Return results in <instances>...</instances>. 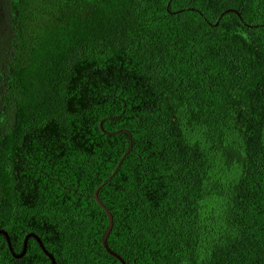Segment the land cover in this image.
Returning a JSON list of instances; mask_svg holds the SVG:
<instances>
[{
	"label": "trees",
	"instance_id": "trees-1",
	"mask_svg": "<svg viewBox=\"0 0 264 264\" xmlns=\"http://www.w3.org/2000/svg\"><path fill=\"white\" fill-rule=\"evenodd\" d=\"M98 187L125 264H264V0H0L12 251L121 264Z\"/></svg>",
	"mask_w": 264,
	"mask_h": 264
},
{
	"label": "water",
	"instance_id": "water-1",
	"mask_svg": "<svg viewBox=\"0 0 264 264\" xmlns=\"http://www.w3.org/2000/svg\"><path fill=\"white\" fill-rule=\"evenodd\" d=\"M226 11H227V10H226ZM226 11H225V12H226ZM228 11H233V12H235V11L232 10V9H229ZM215 24H217V22H216ZM101 186H102V185H101ZM98 189H99V187L95 190V192H94V194H93V197H94L95 201L98 203V205H99V206H100V207L106 212V214H107V216H108V221H109V224H108V226H107V229H106V231H105V233H104V235H103V237H102V245H103V247L105 248V250H106V252H107L108 254H110L111 256H113L114 258H116L121 264H125L124 261H123L118 255H116L114 252H112L111 250H109V248L107 247V243H106V241H107V236H108V234H109V232H110V230H111V227H112V219H111V215H110V213L108 212V210H107V209L101 204V202L99 201V199H98V197H97V191H98ZM0 235H3V236L6 238V241H7V243H8L9 251H10L11 255H12L14 258H20V257H22V256L25 254L26 245H27V240H28L29 238H34L35 241L38 243V245H39L41 251H42V252L44 253V255L49 259L50 264H55V261H54L53 257H52V256H51V255L45 250V248H44V246H43L41 240H40L35 234L30 233V234L25 235L24 240H23V244H22V251H21V253H19V254H15V253L12 251V248H11V246H10V242H9V238H8V236H7V233H6L5 231H3V230H0Z\"/></svg>",
	"mask_w": 264,
	"mask_h": 264
}]
</instances>
